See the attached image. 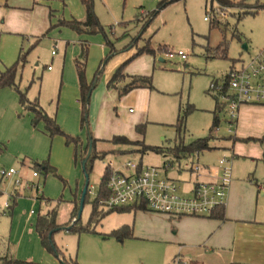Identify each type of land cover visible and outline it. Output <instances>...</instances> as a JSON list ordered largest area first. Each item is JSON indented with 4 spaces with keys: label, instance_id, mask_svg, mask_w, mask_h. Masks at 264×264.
<instances>
[{
    "label": "rangeland",
    "instance_id": "rangeland-1",
    "mask_svg": "<svg viewBox=\"0 0 264 264\" xmlns=\"http://www.w3.org/2000/svg\"><path fill=\"white\" fill-rule=\"evenodd\" d=\"M5 1L6 6H10L7 3L8 0ZM27 1L30 0H9V2H15L14 6H10L11 8H20L23 12L27 9L33 14L31 18L28 15L25 23L17 21V18H12L13 21L9 24L5 22L6 16L0 20V72L16 64L19 54H22L25 57V62L17 67L15 85L22 90L28 88L30 91L27 93V97L30 99L29 97L33 96L30 99L32 101L42 96V104L38 103L39 106L42 105L45 112L47 109L50 111L54 109L56 98L60 94V62L64 59L65 49H67L66 59L70 61L72 72L74 73L75 70L76 74L75 62H85L86 68L90 46L95 48L104 44L111 46L116 52H121L127 45L135 43L138 46L149 45L152 49L158 46L166 47L158 48L161 51L156 54L155 64L151 61L148 63L147 74L143 62L137 63L130 69L129 76L152 77L154 87V90H150V100L145 99L144 104L149 107V115L147 119L146 117L141 118L138 123H136L138 120L137 105L129 102L126 109H121L119 106L113 105L112 98L108 99L106 95L102 97L103 72L100 70L106 57L99 63L94 72V76H98L88 102L86 125L89 127L93 139L95 131V134L101 139L100 141H103L97 144L101 148L99 151L109 149L110 144L104 141L111 140L113 136L118 135L162 150L173 148L180 141L187 145L197 139L211 136L209 146L212 150L202 152L201 161L205 164H213L220 157L215 146L225 144L230 138L235 137V134L230 137L227 119L222 111H217L216 114L218 130L213 129L210 132L212 112L217 105V99L209 92V85L212 80L223 77L231 67L237 68L242 61L246 62L264 47V10H257L261 5H264V0H225L227 1L225 5L218 4L216 0H180L169 4L155 16L152 14L157 11L158 4L162 0H158V2H153V0H93L94 12L96 10L100 18L99 23L103 31L91 36L89 41L87 40V49H83L86 51L85 61L82 57V48L76 55L72 54V51L77 48L72 47L73 41L66 33L68 31L74 35L75 32L59 26L61 22L67 21L65 16L73 8L70 0H50L45 5L38 6L35 11H32L34 6L32 4L29 7H23ZM37 14L45 15L48 27L36 38L30 33L33 32L30 30L33 29L34 16ZM207 16L217 26L211 27V21H204ZM149 17L153 18L148 22ZM13 28H22L24 32L17 34L10 31ZM55 30L61 31L52 34ZM221 43H225L218 51V55L222 57L215 55L216 49ZM168 50L182 51L188 58L185 62L178 59L168 60L166 58ZM52 51L56 53L53 58ZM48 66L53 69L52 72L47 71ZM68 73L67 70L66 75ZM42 79H44V83L41 86ZM7 89L17 94L13 89ZM109 91L116 94L118 90L110 89ZM105 92H107V88H105ZM121 98L123 96L119 97L118 95L117 99ZM188 106L193 107L194 110L187 115L182 131L178 135L176 123L179 111L183 113ZM129 110H132V113ZM21 116L22 114H18V117ZM52 116L55 117V115ZM81 121L82 109H80L79 127L76 130L74 127H70L69 130L60 129L71 137L79 138L80 142L83 140L82 135L87 140V129L86 126L82 127ZM1 123L0 131L2 128L7 130L13 128V124L7 118H3ZM136 127H139L141 132L136 130ZM53 138L51 141L47 139L46 142L37 139L36 156H41L47 150L46 160H31L33 164L47 163L52 173L44 175L40 170L37 171L34 165L33 167L30 165V168L40 174L43 193L45 192L44 200H49L52 205H56V224L60 225L61 231L53 236V243L59 251V258L67 261L76 260L78 236L66 233L64 229L71 224L68 222L70 221L72 202H79L85 183V173L81 166L80 150L66 144L63 136L59 135ZM56 139H61L60 145L56 144ZM25 140L24 138L22 141ZM138 146L120 145L118 147L126 149V152L114 151L110 154L115 156H105L103 159H96L89 163L87 174L90 192L81 212L79 223L81 226L85 227L88 223L91 203L96 197L104 167L108 161L112 160L116 166L127 160H132L141 162L143 166L162 167L165 161L173 159L171 155H162L163 153L156 152H147L141 156L137 153ZM15 147L18 148L20 145L14 143L12 149ZM49 154L55 164H49ZM70 158L73 163L69 162ZM180 162V168H183L184 163ZM173 164L176 170L177 163ZM74 165L77 167L74 168ZM28 171L30 172V170ZM170 177L173 179L185 178L184 175L178 176L175 171L170 173ZM71 188H73L72 193H70ZM0 191L3 193L0 195V241L7 243L8 232L11 229L14 243L22 239L24 244L31 245L34 235L32 238L28 237L24 229L33 227L38 215L46 212L45 201L24 198L23 200L30 206H21L20 216L11 226L9 219L1 215L8 216V213H3L2 203L12 191L11 184L2 182ZM99 209L101 208L99 207ZM31 210L35 215L29 220L26 214ZM112 219V217H108L103 223L101 221V226L93 228L95 232L82 233L83 241L91 244L94 237L101 241L116 242L117 247L114 249L128 256L125 259L118 258L120 264H128V262L129 264H153V257L162 255V248L148 244L150 241L146 239L133 236L127 241L129 244H126L127 242H123L124 240L119 241L109 237L112 232L109 231ZM152 227L153 223L144 225L140 236H144L147 230L150 231ZM97 230L103 233H99ZM60 252L63 254L65 252V257Z\"/></svg>",
    "mask_w": 264,
    "mask_h": 264
},
{
    "label": "crops",
    "instance_id": "crops-1",
    "mask_svg": "<svg viewBox=\"0 0 264 264\" xmlns=\"http://www.w3.org/2000/svg\"><path fill=\"white\" fill-rule=\"evenodd\" d=\"M48 2H50V0H30L27 1L23 7H29V5L32 4L34 5L32 11H35L38 6L45 5ZM70 2L72 3L73 8L65 16V20H67L66 22L72 20L83 22L85 20V11L80 0H70ZM5 3L6 1L4 2V0H0V20L6 16L7 19L5 22L9 24L13 21L12 18H17V21L25 23L24 21L28 15L29 18L33 17V14L27 9L23 12L20 8H11L15 5V2L7 1L11 7L6 6ZM94 13L99 21L100 18L96 10ZM34 19L35 22L33 29L30 30L33 32L30 33L37 38L48 27V22L45 15L40 16L37 14V16H34ZM151 20L149 17L148 22ZM61 23L59 26H62ZM68 30L71 29L68 28ZM10 31L17 34L24 32L22 28H13ZM58 31L55 30L52 34H57ZM75 33L74 35L68 31L66 33L73 41L72 47L74 49L77 48L72 51L73 55H76L80 51V48L86 50L87 40L89 41L91 36H93L86 34L79 35ZM143 47H146L145 44L138 46L135 43L130 46L127 45V47L121 52H116L114 51V48L104 44L95 48L90 46L87 65L84 72L86 85L93 86L94 88L98 76H94V72L99 63L106 57L100 70L103 72L101 79L102 97L103 95H106L108 99L109 97L112 98L114 102L113 105H117L121 109H126L129 106V102L137 105L138 120H136V123L140 122L143 117H146L147 119L149 115V107H146L144 104L145 99L150 100L151 98L150 90L146 88H137L128 92L121 99H117L119 95L118 92L120 88L129 83L131 77H134L129 76V74H131L130 69L134 65L143 62L146 67L145 73L147 74L148 63L151 61L155 64L156 54L161 51L158 48H166L165 46H158L155 50L148 45L147 47L149 49L155 51L154 56L142 54L129 62V60L136 54L137 50ZM66 50L67 49L64 50V59L60 62V94L56 98L54 109L52 111L47 109L46 112L50 116L55 115L56 123L59 128L69 130L70 127H74L76 130L77 127H79L80 109H82L81 90L77 73L75 74V70L74 73L72 72L70 66L71 63L66 59ZM51 56L53 58L56 56V53L55 55L51 54ZM125 63L126 66L123 72L125 78L117 85L118 91L116 92L118 94H115V92L109 91L111 88L108 87V82L111 80L115 71ZM67 70L69 71L68 75H66ZM47 71L52 72L53 69L51 67L49 69L48 66ZM43 83L44 79H42L41 86ZM105 88H107V92H105ZM29 91L30 90H28V92ZM92 91L89 93V101ZM32 97L33 96H30L29 98L32 99ZM34 100H37L42 104V96ZM129 112L132 113V110H129ZM18 114H22V116L18 117ZM3 118H7L13 124V128L10 130L2 128L0 131V168H14L19 171V174L23 179L28 180L33 171L32 168H30V165L31 167L35 165L31 163V160H46L47 150H45L41 156H36L37 139L42 141L45 140L46 142L47 139L51 141L54 138L49 137V135L45 133L43 123H39L37 129H34L31 126L33 115L30 112L23 110L19 104V96L7 88L0 90V128L2 127L1 122ZM234 134L235 137L230 138L225 144L215 146V149H218L217 151L220 157L232 156L233 158L232 182L228 190V199L227 204L224 207L223 220H219L213 216L210 218L181 217L178 219H170L168 217L150 214L144 210H132L123 213H109L101 220L102 223L108 217H112L113 219L109 226L110 232L122 226H132L133 236L150 241L148 243L150 245L161 247L163 253L160 257H153V264H264V106L242 105L238 110L233 135ZM94 136V139L98 141L97 144L103 142L100 141L101 139L95 134V131ZM24 138L26 140L22 141ZM82 138V145L79 150H83L87 144L88 139L86 140L83 135ZM55 142L57 145H60L62 141L61 139H56ZM14 143H18L20 147L23 146L24 148L15 147V149H12ZM97 144L96 148L99 151L101 148L98 147ZM114 151L122 152L126 151V149H120L118 146L115 147L110 144L109 149L99 152H105L108 154L107 156H115L110 154ZM24 153L27 154L25 155ZM172 158H174V156H172ZM48 162L49 164H55L51 154H49ZM69 162L73 163V160L70 158ZM75 167H77V165H74V168ZM28 170H30V172ZM4 182L8 185L11 184L9 181ZM72 189L73 188L70 189V193H72ZM0 195H3L2 191H0ZM25 196L19 195L17 198L13 199L12 206L6 212H4L2 206L3 213H8V216L1 215L9 219L11 226H13L16 218L20 216L21 206H30V204L23 199L33 198ZM44 196L45 192L43 193V198L40 200H44ZM44 201L46 203V212L42 215H38L33 227H26L24 229V232L28 237L32 238L34 235L31 245H28L27 243L24 244V240L22 239L17 243H14L11 229H9L7 243L5 244L4 241H0V264L4 260L33 264H61L59 251L58 257L54 253L46 251L36 232L38 218L47 216L52 210L56 211V205H52V202L49 200ZM73 207L74 201L72 202L70 221L68 222L69 224L71 222V224L69 226H71L73 222L71 221ZM26 215L30 220L35 213L31 210ZM152 223V229L149 228L151 229L150 231L147 230V233H145L144 236H140L143 232L142 227ZM100 224L101 222L98 225ZM65 232L69 233L66 230ZM97 232L99 231L97 230ZM77 236L78 245L76 248L75 259L78 264H120L118 258H128L125 254L114 249L117 247L116 242L109 240L101 241L93 237L94 240L92 239L91 244H88L83 241V235L78 234ZM129 239L130 238L124 239L123 242L129 241ZM126 244H129V242ZM65 252L64 254L60 252L63 257H65ZM70 258L72 259V257Z\"/></svg>",
    "mask_w": 264,
    "mask_h": 264
},
{
    "label": "built area",
    "instance_id": "built-area-1",
    "mask_svg": "<svg viewBox=\"0 0 264 264\" xmlns=\"http://www.w3.org/2000/svg\"><path fill=\"white\" fill-rule=\"evenodd\" d=\"M204 21H211L210 17H205ZM51 54L55 55V52ZM166 58L186 61L187 55L168 50ZM209 92L217 99L227 119L231 137L242 105L264 106V47L237 68H230L223 77L212 80ZM214 129L217 131V126ZM201 154L196 150L190 155L165 161L162 167L143 166L132 160L116 166L112 160L108 161L104 167L109 171L105 184L107 197L99 201L100 210L137 208L170 219L212 217L217 209H223L227 204L233 158L221 156L213 164H203ZM180 161L184 163L183 168H180ZM173 163H177L176 170ZM172 171L185 178H171ZM4 181L12 184V191L2 205L4 211L10 209L13 199L19 195L36 200L43 198L41 177L35 170L30 179L25 180L14 168H0V182Z\"/></svg>",
    "mask_w": 264,
    "mask_h": 264
},
{
    "label": "trees",
    "instance_id": "trees-1",
    "mask_svg": "<svg viewBox=\"0 0 264 264\" xmlns=\"http://www.w3.org/2000/svg\"><path fill=\"white\" fill-rule=\"evenodd\" d=\"M180 0H163L158 4V9L156 12H153L152 16H155L159 11L164 9L169 4H172L174 2H177ZM84 11H85V20L83 22H78L75 20L69 21V22H62L61 25L67 28H70L77 34H86V35H95L100 32H102L103 28L101 27L95 13H94V4L93 0H80ZM216 2L220 5H225V0H216ZM263 9L264 5H261L257 10ZM256 10V12H257ZM152 17H150V20ZM211 27L217 26L216 23H211ZM225 43H221L218 48L216 49V56L218 55V51L221 47H223ZM142 54H149L151 56L155 55V51L149 49L147 46L140 48L137 50L136 54L129 60V62L142 55ZM86 51L82 50V57H84L85 61ZM222 57V56H220ZM224 57V56H223ZM108 59V57H107ZM106 59V61H107ZM25 62V57L22 54H19V58L16 64L7 67L4 69L3 72H0V89L2 88H11L14 91L17 92L19 96V104L20 106L27 112H30L33 115V119L31 120V125L33 128H37L39 123H43L45 133L49 135V137L53 138L54 136H63L65 138L66 144L73 145L75 149L81 148L82 142H80L79 138L71 137L65 133L59 128V126L56 123V119L53 116H49L40 106L37 100L30 101L27 97L28 88H25L24 90H21L18 86L15 85V78L17 73V67L21 63L23 64ZM128 62V61H127ZM126 66V63L121 65L113 74L111 80L108 82V87L111 89H117V85L122 82L124 77V68ZM76 67V73L77 78L81 90V104H82V127L87 125V119H88V94L92 91L93 86H87L85 83V62H75ZM137 88H146L149 90H154L153 83H152V77L150 76H134L130 78L129 83L124 85L119 90V97H122L126 95L128 92L137 89ZM194 110L193 107L188 106V108L182 113V111H179L177 123H176V133L180 135L184 121L187 117V115ZM217 111L221 112V108L218 106V104L215 107V110L212 112L213 119H212V126L210 128L213 130L218 125V119H217ZM136 130L141 132V129L139 127H136ZM212 139L211 136L208 138L203 139H197L187 145H185L183 142H178L173 148H169L166 150H162L160 148L156 147H150L145 145L143 142H132L125 136H113L110 141H104L108 142L109 144H112L113 146H122V145H139L137 149V153H139L141 156L145 155L147 152H156V153H163L162 155H171L174 156V158H180L186 155H190L194 151L198 150L201 152L204 151H210L212 148L209 146V142ZM89 142L91 143L92 150L91 154L87 160L86 163V172L88 173V166L89 163H92L96 159H103L108 154L105 152H99L96 148L97 140L93 139L91 136V141L87 140V144L83 150H80V159L82 160L88 150ZM126 152V151H125ZM35 169L38 171L40 170L44 175H47L49 173H52V170L48 166L47 163L42 164H35ZM109 177V171L107 169H104L102 178L99 183L98 192L96 194V197L91 203V212L88 219V223L85 227L81 226L80 220L74 221L79 207V202L74 203L71 220L72 226H68L67 232L72 234H82V233H89V232H95L93 228H95L101 220L109 213L112 212H119L123 213L126 211H137L139 209L137 208H120V209H114L109 211H102L99 209V201L104 200L107 197V192L105 188L106 181ZM89 195V190L86 193L84 205L86 204V199ZM142 209V208H141ZM224 208L223 209H217L214 213L213 217L223 220L224 219ZM56 211L52 210L47 216L40 217L37 220L36 224V232L41 240L42 246L45 248L46 251L53 253V250L51 248V243L48 239V235L51 231L56 230L59 228V226L56 224ZM132 226H122L118 229L113 230L109 237L115 238L119 241H122L127 238H132ZM53 242V239H52ZM54 244V243H53ZM55 245V244H54ZM56 248V246H55ZM57 250V248H56ZM58 252V250H57ZM61 264H78L76 260H62ZM1 264H33V263H25V262H19V261H2Z\"/></svg>",
    "mask_w": 264,
    "mask_h": 264
},
{
    "label": "water",
    "instance_id": "water-1",
    "mask_svg": "<svg viewBox=\"0 0 264 264\" xmlns=\"http://www.w3.org/2000/svg\"><path fill=\"white\" fill-rule=\"evenodd\" d=\"M246 48V46H245ZM88 98H89V94H88ZM86 129H87V135H88V140L91 141V134H90V131H89V127L86 126ZM91 150H92V146H91V143L89 142V145H88V150H87V153L85 155V157L82 159L81 161V166H82V170L83 172L85 173V183H84V186L82 188V191H81V195H80V199H79V207H78V212H77V215L74 219V221H78L80 220V216H81V212L83 210V207H84V200H85V196H86V193L88 191V184H89V181H88V174L86 172V163H87V160L91 154ZM72 226V225H71ZM68 228H65L64 230H67ZM60 229H56V230H53L49 233L48 235V239L51 243V248L53 250V253L58 257V252L55 248V245L53 244L52 242V239H53V235L57 232H59Z\"/></svg>",
    "mask_w": 264,
    "mask_h": 264
}]
</instances>
